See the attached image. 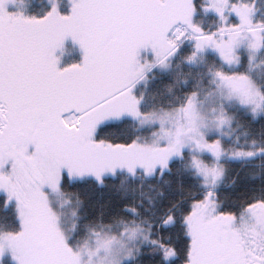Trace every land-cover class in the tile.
<instances>
[{"label":"snow or ice","instance_id":"obj_1","mask_svg":"<svg viewBox=\"0 0 264 264\" xmlns=\"http://www.w3.org/2000/svg\"><path fill=\"white\" fill-rule=\"evenodd\" d=\"M258 3L71 0L65 13L50 0L40 14L0 0V264H264V177L248 178L257 191L238 202L218 190L225 159L264 157V141L230 148L224 133L237 120L233 108L251 114L246 131L264 129V79L254 74L264 63ZM200 9L217 21L204 25ZM68 38L81 59L60 66ZM177 57L207 60L203 74L183 80L171 107L145 110L137 85ZM126 118L154 127L126 140L98 136L102 122ZM165 172L182 195L158 217L134 195L94 215L81 200L72 230L65 227V179L103 186L120 173ZM229 201L238 206L225 208Z\"/></svg>","mask_w":264,"mask_h":264},{"label":"trees","instance_id":"obj_2","mask_svg":"<svg viewBox=\"0 0 264 264\" xmlns=\"http://www.w3.org/2000/svg\"><path fill=\"white\" fill-rule=\"evenodd\" d=\"M46 7L45 4H43ZM257 17H264V5L257 4ZM201 10V9H200ZM198 11L201 21L207 26L217 21V16L214 14L201 15ZM187 51V49H186ZM213 53H208V59L212 57ZM207 60L199 61L195 64H187L182 57H177L173 60L170 69L166 71H155L148 74L147 79L143 84L139 86V93H143L144 108L145 110L169 108L171 105L169 101H175L177 94L181 91L182 82L185 78L189 83L198 79L204 72ZM171 86V87H170ZM237 112V120L235 126H242V132L246 136L247 142L255 137L258 140L264 141V129L254 126L251 131L249 129V121L251 115L244 114L242 110L233 109ZM258 123V122H257ZM136 122L131 118H126L122 121H110L103 123L98 128V136H104L105 138L112 139H129L132 135L143 134L147 135L149 130H137ZM187 156L185 157V161ZM181 163H184L182 161ZM225 164V178L218 189L221 193V198H226L228 195L235 196L237 202L241 199L252 198L256 193V189L251 185L257 183L256 181H248L254 175L258 174L257 178L264 177V157H256L249 161H224ZM238 174V178L235 184L233 179ZM170 173L165 172L164 176L157 179V177H142L137 176L132 178L124 173L118 174L115 180L109 179L108 183L103 186H98L94 179L87 178L85 180H77L69 182L64 180V187L67 194L73 195L79 201H84V208L90 210L89 214L94 215L95 211H101V205L105 202H109V207L114 206L117 201L124 203L125 201L131 202L133 195L137 199L143 200V204L138 205L142 210L145 206H149L155 210L156 217L159 213L165 211L167 205L171 200L175 199L182 193L175 188L174 183L172 185H166L165 179L168 178ZM174 179V177H173ZM165 189V195L163 197L157 196L160 189ZM128 192L124 196V199H119L122 194ZM134 192V193H133ZM149 197L156 200L154 205H149ZM4 199V195H0V202ZM96 207L93 208L92 206ZM238 204H232L230 201L224 205L225 208H235ZM184 208H187V201L184 203ZM83 211V209H81ZM148 215L149 213H145ZM9 215L12 216V209H9ZM107 219V214L105 216ZM81 228L83 225L81 224ZM83 233V229L80 230ZM183 238H181V243ZM5 264H11L8 258H5Z\"/></svg>","mask_w":264,"mask_h":264},{"label":"rangeland","instance_id":"obj_3","mask_svg":"<svg viewBox=\"0 0 264 264\" xmlns=\"http://www.w3.org/2000/svg\"><path fill=\"white\" fill-rule=\"evenodd\" d=\"M43 4H45L46 7H44ZM58 4H59L60 11L65 12V13L70 11L71 0H58ZM15 6L19 9H23L25 11H38L40 14H42L44 10H46L48 7H50V0H16ZM200 13H201V15H205V14L216 15L212 9H209L207 12H205L203 9H201ZM209 53H211V52H209ZM57 54L61 56V62H60L61 66H64L65 64L72 63L75 61H79L81 59V55H82L78 44L74 43L71 40V38L66 39L63 49L58 50ZM145 54H147L149 56L151 55L150 52L145 53L142 50L141 55L143 56ZM172 62H171V65H172ZM198 62H199V60H198ZM171 65H170V67H171ZM170 67H169V69H170ZM158 71H166V70H158ZM254 74L257 76L258 79H264V63H256L255 64ZM144 82H145V80L141 81L140 84H138L136 89H135V91L138 95L140 92L139 86L141 84H143ZM213 102H214V99H209V101L205 105V107L211 106V104ZM233 109L244 111L243 109H237V108H233ZM249 115H251V114L249 113ZM133 120L136 122V125H137L136 128L139 131L149 130V132H151L153 127H154L151 123H148V122L141 123L140 119H133ZM110 121H105V122H102L101 124L106 123V122H110ZM224 133H225V144L230 146V148L252 147L251 143L247 142L248 138L246 139V136L242 132V126L238 125L236 127L235 121L231 124V126L226 125L224 127ZM139 134L143 136V134H141V133H139ZM148 138L152 139V137H150V136ZM226 160H228V159H225L224 161H226ZM224 178H225V173L223 175L221 183L224 181ZM62 199L67 200V203L65 204V207L63 209L64 225L66 228H68L71 231L73 221H74L73 210H76L78 208V204L80 201H79V199H77L73 195H70L67 193H66L65 197H62ZM81 229H83V228L80 227V229L77 232L78 236L82 235V233H80ZM5 258H7V257H5Z\"/></svg>","mask_w":264,"mask_h":264},{"label":"flooded vegetation","instance_id":"obj_4","mask_svg":"<svg viewBox=\"0 0 264 264\" xmlns=\"http://www.w3.org/2000/svg\"><path fill=\"white\" fill-rule=\"evenodd\" d=\"M197 18H199V20H201L200 17H199V14H197ZM233 19H235V18L233 17ZM203 24H204V22H203ZM60 62H61V60H60ZM60 66H61V64H60ZM0 195H4V193L0 192Z\"/></svg>","mask_w":264,"mask_h":264}]
</instances>
